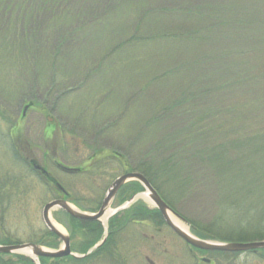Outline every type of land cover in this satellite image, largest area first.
Here are the masks:
<instances>
[{
    "label": "rangeland",
    "instance_id": "rangeland-1",
    "mask_svg": "<svg viewBox=\"0 0 264 264\" xmlns=\"http://www.w3.org/2000/svg\"><path fill=\"white\" fill-rule=\"evenodd\" d=\"M205 1H210L213 5L233 3V0H137L135 6H131L124 0H117L106 6L107 0H101L88 8L93 17L85 21L81 17L76 24L71 18L73 14L65 15L60 10L54 12L60 17L64 15L60 19H55L48 13L42 16L41 29L44 28L49 33L53 28L65 25H72L69 28L72 32L79 30L81 33L73 35L74 42L83 50L88 48L81 55L89 56L87 61L80 58L74 65L54 70L59 73L55 75L58 81L57 85H52L54 90L49 97L44 94L39 97L40 92L35 93L32 89H24L19 100L13 97L20 93L15 91L13 85L14 61L8 53L0 50V243L24 244L45 240L48 245L54 246L51 250H58L57 247L62 246V242L48 232L42 218L45 204L52 201L58 191L55 188L56 182L69 191L72 199L69 203L72 206L78 209L94 208L97 205L94 201L106 194L118 176L136 171L128 165V160L127 165L125 163L126 159L122 155L125 146L135 164V160L143 153L140 147H144L147 139L156 132L151 143L158 148L159 156L157 161L151 162H164L171 156L181 158L182 151L166 150L162 144L170 133L182 134L180 140H184L191 137L194 130L192 127H210L209 124L213 122L221 126V122L227 124L239 119L244 112L260 106L261 100L257 95L264 93V23L256 27L261 32L255 38L247 37L246 33L228 35L227 30L225 35L219 36L222 40H217L203 32L201 39L208 40L210 46L217 48L213 55L205 59L209 60L208 64H213L211 68L209 65V68H205L207 62L201 59V56L208 55L205 42L192 41L191 44L167 38L202 30V26L196 25L192 17H179L176 9L184 5L187 9H195ZM246 1L236 0V3L242 7L246 5ZM254 1L258 0H251L252 3ZM261 1L264 9V0ZM124 12L128 16L116 18ZM238 12L239 15H244L242 11ZM75 13L80 14L81 11L76 9ZM252 20L255 21L253 18ZM183 22H186L185 26L180 25ZM3 29L7 30L9 27L4 26ZM133 34L137 35L136 38L141 43H129ZM220 44L224 46L221 47ZM240 45H245L248 53L236 54ZM70 50L68 53H73L75 49ZM46 55L40 54L38 61L45 59ZM177 65H184V68L178 70ZM246 71H250L246 75V81L239 83L237 73ZM207 75H213V78H207ZM201 78L203 80L199 82ZM165 109L170 111L167 118H164ZM8 116L11 121L6 123L3 117ZM102 118L103 121L107 120L103 124L104 128L111 127L103 135L99 134L95 126ZM12 123L14 126L11 132ZM62 126L67 131L62 132ZM262 126L264 128V121H249L248 130L239 131L254 136L261 133ZM10 134L12 144L17 143L22 157L16 152V147H10L9 138L6 139ZM139 139L141 146H136ZM117 145L120 147L114 150ZM146 154L153 155L154 152ZM263 155L257 152L253 155L252 160L260 162L256 164V170L264 171V166H261L264 162ZM27 160L47 168L52 176L48 175L46 179L38 175L26 164ZM58 163L87 170L69 174L60 169ZM255 183L264 185V180ZM238 185L240 184L235 183L232 186L230 194ZM162 190L186 219L188 217L191 221L206 225L220 215L225 204L222 196L226 192L222 191L217 178L197 184L195 195H189L186 199L179 196L180 187L175 184H165ZM129 192L132 193L130 187L125 186L120 193L123 195ZM227 197L234 198L231 195ZM76 200L81 203L79 207L73 202ZM243 200L246 205L252 203L259 206V194L256 190L248 199L243 196L241 201ZM139 201L153 208L145 199L141 198ZM118 205L117 198L116 206ZM51 215L55 221H62L60 210H53ZM187 225L192 231V225ZM61 226L64 233L69 234ZM132 229L134 228L130 226L127 231ZM142 230L154 233V229L150 227ZM171 233L164 229L158 238L171 247H177L180 252L176 255L179 264H192L188 258L193 255L183 251L186 250V245L180 238L174 239ZM126 234L127 232H123L121 235ZM128 240L127 236L120 240L126 244L119 254L124 255L131 248ZM74 243L76 258L81 257L79 255H83L81 253L85 251L80 247L81 238L74 237ZM145 243L141 250L146 249L145 252L150 255L153 244L149 241ZM193 254L196 262L202 258H211L218 259L217 264H264L260 255L262 252L205 255L195 251ZM168 258L160 254L156 257L160 264H167ZM17 259L14 254H1L0 264H3L2 260ZM52 259H56L53 264H76ZM182 260H185L184 263Z\"/></svg>",
    "mask_w": 264,
    "mask_h": 264
},
{
    "label": "trees",
    "instance_id": "trees-1",
    "mask_svg": "<svg viewBox=\"0 0 264 264\" xmlns=\"http://www.w3.org/2000/svg\"><path fill=\"white\" fill-rule=\"evenodd\" d=\"M99 1L101 0H0V50L8 53L9 57L13 58V67L15 68L13 85L15 91H20L19 94L14 93L15 96L13 97L19 100V96L21 93L23 95L24 92L22 91L24 89H32L35 93L40 92L38 96H43L44 94L49 97L54 90L52 85H57L58 80L57 76H55L59 75V73L56 72L57 69L74 65L80 58L87 61L89 57L81 55L85 54L81 52L88 51V48H84L83 50L77 47L74 42L73 35L81 33L79 30L72 32V30L69 29L72 25H65L55 27L49 33L44 30V28L41 29V17L48 13L49 16L60 19L64 15L60 17V15L54 14L55 11L60 10L65 15L73 14L71 18L74 20V24H76L77 20L83 18V21H85V19L88 20L93 17L94 15L92 16V14H90L91 11L88 8ZM114 1L117 0H107L108 3L106 6H109L110 3ZM124 2H126L127 5L135 6L137 0H124ZM209 2L210 1H205L202 6L195 9H187L185 8L186 5L180 8L181 10L176 9L179 17H192V19L196 21V25L202 26V30L184 32L182 35L167 37H172V39L176 41L180 40L191 44L192 41H199L200 43L205 42L204 45L206 44L208 47V55L201 56V59L207 62L205 63L207 64L205 68H211L213 66V64H208L210 63L208 62L209 60L205 59H208L209 55H213L217 48L214 45L210 46L208 40L204 41L201 39V36L204 35L202 34L203 32L208 33L217 40H222V37L219 36L225 35L227 30L228 35L246 33L245 35L247 37L255 38L258 33L261 32L256 30V27L264 23V9L261 7V0L254 1L253 3L251 0H247L246 5L242 7L236 3V0H233V3H229V5L224 2L213 5ZM70 6L72 9H70ZM76 9H79L81 13L76 14ZM238 11H242L244 15H239ZM124 15L128 16L127 12L119 14L116 18H121ZM103 18H106V16ZM252 18L255 19V21H253ZM251 22H253L254 25ZM68 24L71 23L68 22ZM180 25L185 26L186 22ZM4 26L9 27V29L4 30ZM136 36L137 35L133 34L129 40L131 45L141 43ZM220 46L223 47L224 45L220 44ZM70 49L75 50L73 53H68ZM245 53H248L245 45H240V50H238L236 54L243 55ZM40 54L47 55L45 59L38 61V56ZM73 58H75L74 61L72 60ZM97 64L98 63H96V65ZM176 68L182 70L184 65H177ZM237 74H239L240 78L239 83H244L246 81V75L248 76L250 71ZM206 77L213 78V75H207ZM201 80L203 79L201 78L200 81H197L201 82ZM58 93L56 96H58ZM257 98L261 100L260 106L255 107V109L251 111L244 112L239 119L231 120L227 124L221 122V126L213 122L209 124L210 127H192L194 130H192L191 137H186L184 140H180L182 134L179 133H170L166 136L162 142L164 148L171 151H182L181 158L171 156L164 162H151L154 160L157 161V157L159 156L157 151L158 148L151 143V139L157 134L156 132L152 134L153 137L147 139L144 147H140L143 153L135 160V164L132 163V156L129 153V149L126 148V146L125 149L123 148L124 152H122V155H124L126 159V165L129 162L128 165L132 169L141 172L147 177L166 202L176 212L183 216L184 214L178 211L168 195L161 192L163 185L175 184L180 187L179 196L182 199H186L189 195H195L194 189L197 187V184L213 178H217L220 181L222 191L226 192V194L222 196V200H224L225 204L221 209L220 215L214 218L209 225L191 221L187 217L188 223L192 225L193 233L201 239L220 241H244L248 239L264 240V185H257L255 183L264 180V171L260 169L256 170V164L260 162L255 159V161L252 160L256 152L264 154V135H262L264 128L262 126L261 133L254 136H249L243 134V131H239L244 130L245 132L248 130L249 121H258L260 123L264 121V93L257 95ZM21 104H23V102ZM173 110L174 108L172 111ZM169 112L170 111H167V109L164 110V118L170 115ZM4 114L6 115L7 112H4ZM97 115L99 114L97 113ZM100 116L101 115H99V117ZM208 118H210V116H208ZM3 119L6 123L11 121L9 116L7 118L3 117ZM106 123L107 120L103 121L102 118L98 124H95L99 130V134L103 135L104 132L109 131L111 128L110 126L104 128L103 124ZM13 126L12 123L10 128L11 132ZM62 127V132L67 131L64 126ZM7 136L6 139L9 138L8 140L11 145L9 146L12 149L16 147V152L22 157L23 154L18 149L17 143L14 145L12 144L11 134L10 137L9 135ZM99 136L101 137V135ZM187 139L190 140L187 142ZM14 142L15 140H13V143ZM27 145L29 146L30 144ZM135 145L141 146V140L139 139L138 143H135ZM247 145L253 146L248 147ZM118 147H120V145H117L114 150ZM149 151L154 152V154L145 155V153ZM262 157H264V155ZM26 164L28 165L27 162ZM126 165L124 164L125 167H127ZM261 166H264V162ZM256 173L259 175H256ZM235 183H239L240 185L236 186V190L234 187L232 194H230L231 188ZM126 186H129L130 191H132L129 196L143 191L142 185L137 181H131L126 184ZM255 190L258 192L259 200L261 201L258 202L259 206L252 203L246 205L245 200L241 201L243 196H245L246 199L250 198ZM228 195L234 196V198L227 197ZM230 204L232 205L230 206ZM142 208V210L150 213L155 212L160 215L157 209L150 210L144 205H142ZM50 234L56 237L53 233ZM259 252H262L260 255L261 259L264 260V249L259 250L258 253ZM217 254L222 253L218 252ZM19 257L22 259L26 258L23 255Z\"/></svg>",
    "mask_w": 264,
    "mask_h": 264
},
{
    "label": "flooded vegetation",
    "instance_id": "flooded-vegetation-1",
    "mask_svg": "<svg viewBox=\"0 0 264 264\" xmlns=\"http://www.w3.org/2000/svg\"><path fill=\"white\" fill-rule=\"evenodd\" d=\"M19 149V148H18ZM17 149V151H18ZM19 152V151H18ZM21 152V151H20ZM23 156V155H22ZM27 163L30 167V169L34 170L38 175H42L44 178L47 179V176H52L49 174V171L47 168L42 167V165L39 164H33L32 161L27 160ZM64 163V162H63ZM57 166L62 169L63 171L69 173V174H78L83 173L85 170H83L82 167H71L66 164L58 163ZM87 172V171H86ZM120 188L118 191L112 205L110 206L111 214L106 219V221L103 220V217L106 215L108 211H106L105 215L101 216L99 219H78L73 217L71 214H69L65 210H60L61 214L63 215L62 221H59L61 225H63L68 231H69V237H70V248H71V254L57 258L62 262H75L76 264H160L156 257L160 254V256H168V262L167 264H179V259L176 258V255L180 254V252L177 251V247L175 246H169L168 244H165L164 240H160L158 238L159 234L163 232L164 229L170 230L172 233L171 235L174 237V239L180 238L184 242L185 249L183 251H187L188 255L192 254L193 256L191 258H188L192 261V264H217L219 262L218 259H207L202 258V260L196 262L195 255L193 254L195 251H199L204 253L205 255L208 254H217L218 252L213 251H202L200 249L192 247L190 244H188L186 241H184L179 235H177L164 221L161 213L158 215L155 212H148L145 210H142V205L147 207L148 209L152 210L155 209L149 208L146 204H141L140 199H136L131 202L130 205H128L126 208L114 212V210H117L124 206V204L132 199V196L137 194L130 195V192L128 194H121L120 192L125 187ZM63 187V186H62ZM57 193L55 195L54 199H65L68 202L71 199V195L68 190L65 188L62 189L60 187V183L56 182ZM104 196L101 198L96 199L94 202L97 204L94 208H88V209H81L76 208L84 213L96 215L99 210L101 209ZM118 198L119 205L116 206V200ZM78 207L79 203L78 200L73 201ZM147 202V201H146ZM88 210V212H87ZM132 226V231L128 232L127 229ZM144 227H150L152 230L154 229V233L149 234L147 231H143L142 229ZM101 231V236H100ZM51 233L50 231H48ZM123 232H127L125 236H122L121 234ZM79 236L81 238L80 247L81 250H85L79 255L81 257H77L75 243H74V237ZM128 237V245H130V249L128 248L127 252H125L124 255L119 254V251L122 250L123 246H125L126 243H123L120 240H124L125 237ZM60 241L61 239L58 238ZM151 242V248L152 252L150 255L145 252L146 249L141 250L143 246L146 245L145 242ZM62 246H63V241ZM31 243H36L39 245H42L45 248L47 247L52 249V245H48L45 240L43 241H35ZM62 246H58L57 249L62 248ZM56 248V247H55ZM124 249V248H123ZM182 251V252H183ZM171 253V254H169ZM16 257H18L17 260H2L1 263L3 264H53V261L56 259H52L49 257H42L34 258L29 255H24L28 259H19V254H14ZM22 261V262H20ZM141 261V262H140ZM183 263L185 260H182ZM144 262V263H143ZM62 264V263H61Z\"/></svg>",
    "mask_w": 264,
    "mask_h": 264
},
{
    "label": "water",
    "instance_id": "water-1",
    "mask_svg": "<svg viewBox=\"0 0 264 264\" xmlns=\"http://www.w3.org/2000/svg\"><path fill=\"white\" fill-rule=\"evenodd\" d=\"M139 181L145 188V191L135 195L130 201L126 202L121 208L114 210L118 212L128 205L132 201L139 199L142 195L147 194L150 203H152L162 214L166 223L173 229V231L183 238L190 245L208 251H222V252H246V251H257L264 249V240H253V241H211L204 240L195 236L190 230L186 231L177 225L170 216V213L176 215L178 218L183 220L185 223L187 221L177 212H175L168 203L161 197L158 191L153 187L150 181L140 172H128L123 174L115 179V181L109 187L105 198L103 200L101 209L96 215H91L84 213L75 207H73L65 199H55L48 202L42 212V217L46 227L56 234L62 241L63 246L58 250H51L43 247L42 245L36 243H24V244H15V245H2L0 244V254H26L28 252L34 258L49 257V258H60L71 254L70 248V237L68 234H65L55 225L56 221L53 219L51 213L53 210L62 209L67 211L73 217L78 219H99L101 216L105 215L106 211L110 209L119 189L128 181Z\"/></svg>",
    "mask_w": 264,
    "mask_h": 264
},
{
    "label": "bare ground",
    "instance_id": "bare-ground-1",
    "mask_svg": "<svg viewBox=\"0 0 264 264\" xmlns=\"http://www.w3.org/2000/svg\"><path fill=\"white\" fill-rule=\"evenodd\" d=\"M142 198L144 199H148L147 194L142 195ZM149 200V199H148ZM111 214V210H108V212L106 213V215L103 217V220L106 221V219L109 217V215ZM171 219L177 224L179 225L181 228H183L186 231H189V227L188 225L181 220L180 218H178L176 215L170 213ZM59 230H61L62 232H64L63 227L60 226L58 223L55 224ZM28 254H31L30 252H28Z\"/></svg>",
    "mask_w": 264,
    "mask_h": 264
}]
</instances>
